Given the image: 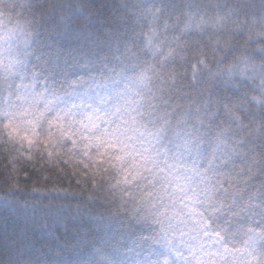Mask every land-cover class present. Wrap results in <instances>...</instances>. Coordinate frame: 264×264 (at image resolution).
<instances>
[{"label": "snow or ice", "instance_id": "obj_1", "mask_svg": "<svg viewBox=\"0 0 264 264\" xmlns=\"http://www.w3.org/2000/svg\"><path fill=\"white\" fill-rule=\"evenodd\" d=\"M41 7L0 0L5 183L31 182L0 244L39 223L66 235L37 264H264V9L77 2L69 28Z\"/></svg>", "mask_w": 264, "mask_h": 264}, {"label": "clouds", "instance_id": "obj_2", "mask_svg": "<svg viewBox=\"0 0 264 264\" xmlns=\"http://www.w3.org/2000/svg\"><path fill=\"white\" fill-rule=\"evenodd\" d=\"M38 2L43 6L38 9V18L43 17L46 22H50L52 14L49 11V6L51 5L56 7V19L58 20L61 14L65 15L69 28H73L76 26V18L71 11L72 6L77 2L88 7L98 6L101 0H38ZM254 3L257 12L264 9V0H254ZM61 5L63 6L62 9L60 8ZM3 197H7L14 205L19 207L28 199L29 191L26 187L22 188V191L12 195H9L8 191H6L0 196V198ZM24 231L26 232L27 239L31 241L30 246L25 247L24 245H20L18 247H9L0 244V264H37L38 261L57 258L54 256V252L56 251L54 239L58 242L61 236L66 235L63 227H61L60 233L56 234L54 239L48 232L41 230L39 223H28ZM79 257L82 259L83 264H87V261L90 259L87 251L80 253ZM75 258L73 256V259ZM62 259L68 260L69 256L65 255Z\"/></svg>", "mask_w": 264, "mask_h": 264}, {"label": "trees", "instance_id": "obj_3", "mask_svg": "<svg viewBox=\"0 0 264 264\" xmlns=\"http://www.w3.org/2000/svg\"><path fill=\"white\" fill-rule=\"evenodd\" d=\"M8 165H9V160H8L7 152L4 148L0 147V196H2L4 192L8 191L9 188V186L5 183V179L9 175V172L11 171ZM19 179H20L19 187L20 188L26 187L28 191H30L31 182H29L27 185L24 183L23 173L20 174ZM73 183L75 182L73 181ZM37 186H40L39 183L37 184ZM64 186L67 187L66 181L64 182Z\"/></svg>", "mask_w": 264, "mask_h": 264}]
</instances>
